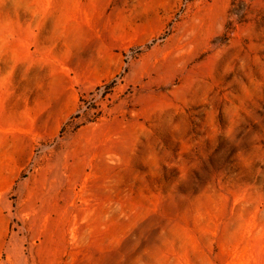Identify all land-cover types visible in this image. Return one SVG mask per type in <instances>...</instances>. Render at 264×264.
I'll return each mask as SVG.
<instances>
[{
  "label": "rangeland",
  "instance_id": "1",
  "mask_svg": "<svg viewBox=\"0 0 264 264\" xmlns=\"http://www.w3.org/2000/svg\"><path fill=\"white\" fill-rule=\"evenodd\" d=\"M0 264H264V0H0Z\"/></svg>",
  "mask_w": 264,
  "mask_h": 264
}]
</instances>
